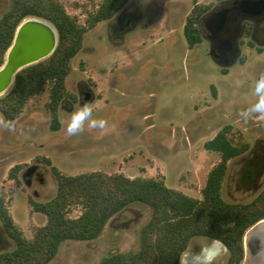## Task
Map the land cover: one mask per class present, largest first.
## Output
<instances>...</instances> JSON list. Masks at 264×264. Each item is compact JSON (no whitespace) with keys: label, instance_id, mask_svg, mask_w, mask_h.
<instances>
[{"label":"rangeland","instance_id":"1","mask_svg":"<svg viewBox=\"0 0 264 264\" xmlns=\"http://www.w3.org/2000/svg\"><path fill=\"white\" fill-rule=\"evenodd\" d=\"M196 1L213 7L222 0ZM61 2L70 16L86 26L89 15L96 12L102 0ZM9 6L10 0H0V17ZM193 6L194 0H130L120 18L101 22L89 30L82 50L72 62L67 90L77 98L79 80L89 79L95 83L94 100L87 104L66 98L64 109L59 107L61 129L58 133L51 129L46 108L49 88L29 101L15 123L7 122L0 114V194L6 196L9 212L27 240H33L39 228L47 224L45 215L36 212L32 203L47 202L57 194V181L51 167L35 162L37 156L50 159L52 165L67 176L103 172L124 174L129 178H163L167 187L201 199L207 176L221 159L219 153L207 151L204 145L226 124L219 123L215 128L201 124L202 130L196 138L191 135L184 140L171 138V129L182 128L194 119L198 121L197 116L212 100L211 85L218 90L226 111L247 113L248 117L234 120L230 134L233 143L248 144L250 149L264 156V116L251 111L259 99L255 85L264 75V54L258 56L254 50H249L246 64H236L227 76L222 75L220 67L204 50L190 54L186 65L183 30L178 34L182 42L169 46L161 28L165 22L183 26ZM129 20L130 26L136 24L137 29L128 33L125 48L114 49L107 40H98L107 36L115 38L118 35L115 27ZM145 26H152V30L146 31ZM138 38H146L147 45L142 49L132 44ZM116 67V72L110 74ZM109 84L116 85L119 91L111 92ZM107 99L109 104L105 102ZM86 105L92 108L89 117L97 122L98 133L91 134L92 122L84 121L82 130L70 135L67 127L72 115ZM148 116L151 118L148 123L156 126L151 132V141L142 138ZM102 119L106 121L104 129L99 127ZM242 160L235 158L230 162L224 181L222 195L231 203L251 202L264 189V181L259 188H252L261 173L260 164L248 166L241 175V187H236V171L241 169ZM16 164H25V167L18 174V180L13 181L8 174ZM30 169L35 171L33 176H26ZM80 214L78 207L70 213L72 217ZM150 215L146 205L133 204L115 216L97 240L65 242L50 264H98L111 253L136 251L140 230ZM212 243L210 239L195 237L184 256L197 255L202 247ZM14 248V241L0 221V254ZM226 262L224 247V254L215 264ZM242 264H254L246 251Z\"/></svg>","mask_w":264,"mask_h":264},{"label":"trees","instance_id":"2","mask_svg":"<svg viewBox=\"0 0 264 264\" xmlns=\"http://www.w3.org/2000/svg\"><path fill=\"white\" fill-rule=\"evenodd\" d=\"M130 0H102L87 25L70 16L61 0H10L0 17V68L11 48L18 27L30 18L44 19L56 29L58 44L47 59L19 71L10 91L0 97V114L15 123L29 101L49 88L47 111L51 129H61L59 107L75 96L67 90L72 62L83 48L85 35L99 23L113 19ZM212 8L194 6L187 17L184 35L193 45L201 40L199 23ZM231 127L220 131L205 143L207 151L220 154V161L210 170L202 198L190 197L166 186L165 180L129 178L124 174L91 172L67 176L52 165L50 159L37 156L52 169L57 194L47 202L32 203L34 210L47 218V224L27 240L11 216L6 196L0 194V221L15 243L14 250L0 254V264H50L67 241L92 242L101 237L109 222L133 204L150 208L148 222L141 228L136 251L114 252L98 264H181L193 238L202 237L221 243L227 250L226 264H242L245 259V235L264 220V189L248 203H231L222 195L230 162L249 148L235 145ZM25 164H16L9 178L18 180ZM81 209L77 217L70 215Z\"/></svg>","mask_w":264,"mask_h":264},{"label":"flooded vegetation","instance_id":"3","mask_svg":"<svg viewBox=\"0 0 264 264\" xmlns=\"http://www.w3.org/2000/svg\"><path fill=\"white\" fill-rule=\"evenodd\" d=\"M261 3L264 6V0H222L217 5L213 6L202 18L198 25L201 40L191 45L184 35L187 49V51L185 52L184 63L186 65L188 64L190 54L195 53L196 55L200 51L204 50L207 51L206 55L211 57L215 64L220 67L222 75L227 76L230 72V68H232L236 64H246V62L248 61L247 54L249 50H254L258 56L263 55L264 9L260 11L256 7V5ZM253 5H255V7ZM127 8L128 7L122 9L114 18H120L125 13ZM130 22L131 20L125 22V26L122 25L120 27H115L114 32L116 33V35L118 34L117 36H115V38L107 36L102 38L99 37L98 40H107V42H109L114 49H121L122 47L127 46L128 33H132L137 29V25L133 24L132 26H130ZM186 23L187 18L184 25L178 27L175 26V24H173L172 22H165V25L161 28V30L165 32V40H168L169 46H171L172 44H180L182 42L178 34L181 29L183 30L184 34ZM127 26L129 28L126 29ZM143 28L146 31L152 30V26H145ZM93 29H95V27ZM133 42L134 43L132 44L136 49L138 47L139 49H142V47H145L147 45L146 38L140 40L138 38ZM161 42H164V40L162 39ZM183 48H185V45H183ZM117 69L118 67H116L114 71L111 70L110 74L115 73ZM186 75H189L188 68H186ZM108 77L109 75L106 76V78ZM94 87V81L81 78L77 87L78 96L73 100L83 101L87 104L91 103L94 100ZM10 88L4 91L0 95V97L6 94ZM109 90L111 92H117L119 89L116 87V85L109 84ZM210 93L212 100L208 102L207 109L197 116V118H199L198 121L194 119V123H189L182 128H172L171 138L178 139L180 137L184 140L185 138L189 139L191 135L192 137L196 138V134H198L199 131L202 130L201 124L207 126L211 125L210 128H215L219 123H225L226 125L220 131H222L226 127H231L233 130L235 119H241L244 116L248 117L241 110L234 111L233 113L226 111L222 106V103L220 102V95L215 86H210ZM65 101L67 100H63L61 102V109H64L63 104ZM105 102L109 104L108 99ZM75 103L76 102H74V104ZM150 120L151 118L149 116L145 117V122L147 124L145 130L143 131L142 138H146L147 140L151 141L153 139V134L151 135V132L156 129V126L153 122L148 123ZM85 121L92 122L94 121V118L88 117ZM94 133L97 134L98 129L94 128L91 131V134ZM236 158L241 160L243 159L241 161V169L239 171H236V187H241L240 178L244 170L248 166L260 164L261 173H259L254 186H252V188L255 187V189L259 188L264 181V156L262 154H258L256 152V149H250L249 147L246 152ZM34 172L35 171L33 169H30L26 172L25 175L33 176ZM247 178H249V176H247Z\"/></svg>","mask_w":264,"mask_h":264},{"label":"water","instance_id":"4","mask_svg":"<svg viewBox=\"0 0 264 264\" xmlns=\"http://www.w3.org/2000/svg\"><path fill=\"white\" fill-rule=\"evenodd\" d=\"M256 7L260 11L264 9L262 3ZM57 44L58 35L50 22L39 18L23 21L7 53L8 60L0 69V94L12 87L19 71L50 57ZM244 243L251 261L254 264H264V220L246 233Z\"/></svg>","mask_w":264,"mask_h":264},{"label":"clouds","instance_id":"5","mask_svg":"<svg viewBox=\"0 0 264 264\" xmlns=\"http://www.w3.org/2000/svg\"><path fill=\"white\" fill-rule=\"evenodd\" d=\"M255 92L259 95V99L252 106L251 111L264 116V75H261L260 79L256 82ZM91 113L92 108L87 105L75 112L71 117L70 123L68 124L67 132L70 135H73L81 131L84 121L91 115ZM245 115H247V113H245ZM89 126L95 128L97 126V122L92 121ZM105 126L106 121L103 119L100 120L99 127L104 129ZM214 257L215 253L211 250V246H206L202 248L201 254H197L196 256L192 257V260L194 264H212Z\"/></svg>","mask_w":264,"mask_h":264},{"label":"bare ground","instance_id":"6","mask_svg":"<svg viewBox=\"0 0 264 264\" xmlns=\"http://www.w3.org/2000/svg\"><path fill=\"white\" fill-rule=\"evenodd\" d=\"M7 60H8V55H7ZM2 94V93H1ZM0 94V95H1ZM205 246V245H204ZM211 250L215 253V257H214V259H213V261H212V264H215V262H216V260L217 259H219L223 254H224V247H223V245L221 244V243H219V242H213L211 245ZM203 248V247H202ZM199 251V250H198ZM197 251V252H198ZM193 253V252H192ZM198 254H201V252L200 253H198ZM194 256H196V255H194V253L193 254H186L185 256H184V258L182 259V262H181V264H194V262H193V260H192V257H194Z\"/></svg>","mask_w":264,"mask_h":264},{"label":"crops","instance_id":"7","mask_svg":"<svg viewBox=\"0 0 264 264\" xmlns=\"http://www.w3.org/2000/svg\"><path fill=\"white\" fill-rule=\"evenodd\" d=\"M119 91V90H118Z\"/></svg>","mask_w":264,"mask_h":264}]
</instances>
